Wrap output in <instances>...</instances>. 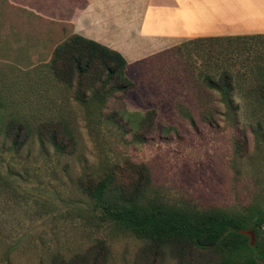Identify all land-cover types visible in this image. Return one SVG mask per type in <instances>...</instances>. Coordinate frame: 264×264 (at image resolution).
I'll return each mask as SVG.
<instances>
[{
  "label": "rangeland",
  "instance_id": "rangeland-1",
  "mask_svg": "<svg viewBox=\"0 0 264 264\" xmlns=\"http://www.w3.org/2000/svg\"><path fill=\"white\" fill-rule=\"evenodd\" d=\"M90 1L0 0V264H51L56 254L83 253L97 241L109 248L108 264H177L143 258L141 241L96 217L79 186L113 169L131 182L132 166L144 164L147 197L167 205L264 208V106L245 98L264 81V36L175 40L130 63L133 89L100 106L86 92L77 100L50 69ZM126 1L140 16L145 0ZM222 71L234 81L231 103L204 80L218 82ZM149 111L152 127L137 128ZM244 234L253 245L252 230ZM195 258L219 264L209 254Z\"/></svg>",
  "mask_w": 264,
  "mask_h": 264
},
{
  "label": "trees",
  "instance_id": "trees-1",
  "mask_svg": "<svg viewBox=\"0 0 264 264\" xmlns=\"http://www.w3.org/2000/svg\"><path fill=\"white\" fill-rule=\"evenodd\" d=\"M219 39L222 38L193 41ZM129 66L117 51L79 35H72L58 45L50 63L52 74L59 82L74 88L77 100H84L83 92H86L90 94L89 99L99 102L100 106L114 94H125L133 89V83L127 77ZM204 80L209 89L218 91L231 103L234 81L229 72L222 71L218 82L207 75ZM245 98L264 106V81L257 88H250ZM154 116V111L145 113L139 118L137 128H151ZM49 143L57 153L65 152L64 144H59L54 136L50 137ZM19 144L16 138L13 139L14 147ZM73 146L74 138L69 127V147L72 149ZM132 168L134 181H119L113 169L96 183H81L79 190L98 212L96 217L101 222L143 243V258L151 256L163 261L171 259L177 264H186L187 261H190L188 264H197L193 262L197 261L195 257L209 254L216 257L219 264H264L263 207H247L238 213H229L219 209L199 211L167 205L147 197L150 186L148 168L144 164ZM247 229L255 235L253 245L244 234ZM109 261L108 246L104 241H97L83 253L69 257L56 254L51 264H108Z\"/></svg>",
  "mask_w": 264,
  "mask_h": 264
},
{
  "label": "crops",
  "instance_id": "crops-1",
  "mask_svg": "<svg viewBox=\"0 0 264 264\" xmlns=\"http://www.w3.org/2000/svg\"><path fill=\"white\" fill-rule=\"evenodd\" d=\"M129 6L91 0L73 21L74 33L117 51L128 64L175 40L264 36V0H145L140 16L130 15Z\"/></svg>",
  "mask_w": 264,
  "mask_h": 264
},
{
  "label": "bare ground",
  "instance_id": "bare-ground-1",
  "mask_svg": "<svg viewBox=\"0 0 264 264\" xmlns=\"http://www.w3.org/2000/svg\"><path fill=\"white\" fill-rule=\"evenodd\" d=\"M163 7V6H162Z\"/></svg>",
  "mask_w": 264,
  "mask_h": 264
}]
</instances>
